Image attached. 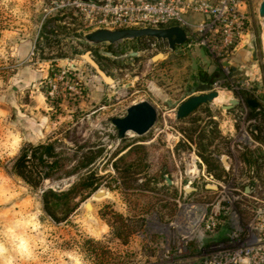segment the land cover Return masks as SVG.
Returning a JSON list of instances; mask_svg holds the SVG:
<instances>
[{
  "label": "rangeland",
  "instance_id": "obj_1",
  "mask_svg": "<svg viewBox=\"0 0 264 264\" xmlns=\"http://www.w3.org/2000/svg\"><path fill=\"white\" fill-rule=\"evenodd\" d=\"M61 1L0 0V34L7 28L19 29L17 33L22 34L29 25L30 33L36 36L25 60L10 57L7 45H0V264H157L164 255L166 240L171 244L173 230L169 224L178 205L205 197L213 201L220 190L213 188L219 180L198 161L201 162L197 142H206L198 137L201 130L214 128L220 136L212 150L204 154L214 156L229 175L222 184L229 217L233 219L238 214L239 200L245 199L249 204L264 200V145L254 141L249 131L254 126L260 130L256 129L255 136H263L264 119L249 120L251 112L244 104V93L250 92L264 108V44L255 49L251 59L254 66L245 70L248 74L229 66L235 64L238 45L224 58L203 48L182 53H172L165 44L162 48L142 49L132 41L92 47L83 39L88 32L80 19L68 8L60 9ZM257 26L255 34L262 28ZM99 52H110L118 59L103 61ZM129 52H138L139 56L123 58ZM89 60L113 82H105ZM50 65L78 67L77 74L84 82L82 98L68 102L47 100L42 88ZM18 70H25L29 81H15L13 75ZM199 70L215 72V81L209 88L217 91L220 98L210 106L209 116L198 113L194 123L187 119L176 121L168 105L183 101ZM226 98L238 101V106L227 114L218 108L227 104ZM143 101L156 108L158 117L144 143L145 175H140L144 177H138L134 184H143L145 178L155 177L157 181L150 183L143 195L128 196L119 188L110 158L124 144L140 138L129 134L118 141L108 120L123 117L128 107ZM195 126L197 129L191 134ZM52 141L57 142L58 152L68 156L104 150L89 169L101 177L98 189L59 224L43 213L42 192L66 190L86 170L74 173L73 163H68L37 188L8 171L9 162L24 145ZM243 148L263 151L253 154L261 156L260 168L241 164L238 155ZM187 187L200 193L185 191ZM204 189L213 193L206 194ZM236 190L243 193L238 194V199ZM97 192L105 193V197L95 199ZM146 203L153 206L147 210ZM170 210L173 212L168 218ZM116 215H121L122 220ZM228 229L229 225L216 237ZM198 250L199 244L190 242L182 264H193L194 260L187 257Z\"/></svg>",
  "mask_w": 264,
  "mask_h": 264
},
{
  "label": "built area",
  "instance_id": "obj_2",
  "mask_svg": "<svg viewBox=\"0 0 264 264\" xmlns=\"http://www.w3.org/2000/svg\"><path fill=\"white\" fill-rule=\"evenodd\" d=\"M241 4V0H62L59 8L72 11L88 33L179 26L187 36L182 51L203 48L224 58L239 45L248 28ZM77 71L75 65L48 66L42 88L47 100L82 98L84 82ZM222 184H214L220 190L213 201L178 205L169 224L171 244L167 239L157 264H182L193 241L199 244V250L187 257L193 264H264V200L258 202L248 221L242 222L239 214L232 219ZM235 192V197L243 195ZM227 225V232L216 237Z\"/></svg>",
  "mask_w": 264,
  "mask_h": 264
},
{
  "label": "trees",
  "instance_id": "obj_3",
  "mask_svg": "<svg viewBox=\"0 0 264 264\" xmlns=\"http://www.w3.org/2000/svg\"><path fill=\"white\" fill-rule=\"evenodd\" d=\"M132 42L138 43L142 49H146L148 47L151 49L153 47L155 49L157 47H164V44L161 42H155L154 40L147 38H139L133 40ZM98 57L103 61H108V58L100 54ZM214 81L215 77L209 72H201V70H199L197 76L192 78L194 86L188 88L185 93V97L189 95L190 90H199L203 87L209 88ZM244 99L245 102L255 101L262 107V103L255 99L250 92L244 93ZM249 110L251 112L249 120H255L256 118L264 119V115L262 113L256 112L252 109ZM199 111L203 112L205 116L210 115V107L208 105L201 106ZM196 114L197 113L191 115L187 120L191 123L196 122ZM196 129L197 126H195L190 133H194ZM256 129L259 130L258 128ZM198 135L200 139L206 140L205 144L201 143V141L197 142L196 152H199L198 154L201 158V162L205 164L208 174H211L218 180L222 178H229L226 168L221 164L219 166V163L215 160L214 156L204 154L212 150V146H215L217 139L220 136L215 133L214 128H210L208 132H203L201 130ZM255 135L256 134L252 135L254 141L258 142L260 145H264V135L261 137H256ZM188 136L190 141H193L191 138L192 136ZM147 139L148 136H145L136 140L134 143L129 142L124 144L116 153H113L110 158V160H112L110 162L111 168L118 175L119 188L123 189V193H125V195L141 196V194H144L146 187H148L150 183L157 181L155 177L150 179L145 178L143 184H140L139 186L134 184L138 182V177H144L140 175H145V171L147 169V166L145 165L147 145L144 144ZM56 144V141H52L36 145L30 143L24 145L19 150L18 155L9 162L10 167L8 168V171L20 178L27 185L37 188L40 187L45 180L52 178L56 172L62 170L68 163H73L71 171L74 173L86 170V173L74 182L68 189L63 191L47 189L42 192L41 202L43 213L45 216L50 218L53 223L59 224L65 222L71 214L78 209L80 203L98 189L101 177L97 176L96 170L89 169H91V167L96 163L97 159L102 157L104 150H98L96 152H83L80 156H78L77 153L73 156H68L58 152L56 150ZM188 152H191V150L188 149ZM239 152L238 157L241 164L245 165L247 168L253 166L255 170L261 167V163L259 162L261 156L259 155L254 157L253 154L256 152H263L262 150L258 148H243ZM121 153L123 154L120 155ZM203 192L206 194L213 193L211 190L207 189H204ZM207 198L208 197H205V199L200 198V200L196 199V201H209L210 199ZM256 205L257 204L254 201L249 204L245 199L239 200L236 203L237 213L239 214L242 222L249 220ZM144 206L147 207V210H149L153 205L146 203ZM171 212L173 211H169L167 216L168 218L172 216ZM116 217L122 220L121 215H116ZM160 218H162V216H160Z\"/></svg>",
  "mask_w": 264,
  "mask_h": 264
},
{
  "label": "water",
  "instance_id": "obj_4",
  "mask_svg": "<svg viewBox=\"0 0 264 264\" xmlns=\"http://www.w3.org/2000/svg\"><path fill=\"white\" fill-rule=\"evenodd\" d=\"M258 14L260 19H264V0L259 7ZM139 38H147L152 39L155 42H162L163 44L167 45V49L171 52L174 51L175 48L185 44L187 41V36L184 30L179 26L119 31L95 30L83 36L84 41L92 47L103 44L115 45L122 42L133 41ZM99 54L107 58L118 59L110 52H99ZM138 56V52H129L128 54L124 55L123 58H135ZM89 63L95 68L99 76L105 82H113L111 78L107 77L93 61L89 60ZM224 65L228 66L229 64L224 63ZM120 89L121 88H117V90ZM218 97L219 93L215 90H212L211 88H201L199 90L192 89L190 90L188 97L182 102L169 103L168 106L172 111H174L175 120L181 121L195 113L203 105L214 106L217 103L216 100ZM226 100L227 104L218 105V108L223 112H227L238 105L237 100H228V98H226ZM247 105L264 114V108H261L260 105L255 101H248ZM157 117L158 113L156 108L148 102L143 101L128 107L123 117L110 118L108 121L115 130L116 139L118 141H123L129 134L133 135L132 138H141L149 134L157 123ZM251 129L254 130V127H251ZM165 181L167 185L171 184V181L167 177H165ZM191 190L192 189L189 187L185 188V191ZM93 197L95 199H99L105 197V193L97 192Z\"/></svg>",
  "mask_w": 264,
  "mask_h": 264
},
{
  "label": "crops",
  "instance_id": "obj_5",
  "mask_svg": "<svg viewBox=\"0 0 264 264\" xmlns=\"http://www.w3.org/2000/svg\"><path fill=\"white\" fill-rule=\"evenodd\" d=\"M262 1L263 0H241L242 4H241L240 9L247 16L248 28H247L246 34L243 36L241 42L239 43V45L237 46V49L235 50V53H234L235 54L234 55L235 64L229 65L233 71H240V70L245 71L247 68L249 69V67L252 68V66H254L255 61H252L251 59L254 56L255 49L256 48L260 49L261 46H263L264 44V19H260L259 14H258L259 7ZM257 25L261 26L262 28L259 32L257 31L258 34L257 33L255 34V28L256 27L258 28ZM26 28L28 31L25 33H23L22 31V34L17 33V31H20L19 29H15L13 31V30H9V28L3 29L0 34V45H3V46L7 45L8 55H10V57L14 56V58H16L17 60L27 59L29 55V51H30L29 46L36 42V38H35L36 36L35 34L33 35V33H30L29 25ZM176 51H181V53L184 52L182 51L181 46L175 48V50L172 51V53H175ZM245 73L248 74L247 71H245ZM210 74L215 76L214 75L215 72L214 73L210 72ZM254 77H256V74ZM13 78L15 79V81L20 79L19 82H22V83H24L26 79H28L29 81V76L25 70H18L17 73L13 75ZM185 98H183V100ZM195 113L197 114L202 113L204 115V113L199 111V109Z\"/></svg>",
  "mask_w": 264,
  "mask_h": 264
},
{
  "label": "flooded vegetation",
  "instance_id": "obj_6",
  "mask_svg": "<svg viewBox=\"0 0 264 264\" xmlns=\"http://www.w3.org/2000/svg\"><path fill=\"white\" fill-rule=\"evenodd\" d=\"M162 43V42H161ZM163 44V43H162ZM247 102L248 101H246V102H244V104H245V106L246 107H248L249 109H252V110H255L256 112H259V111H257L256 109H254V108H251V107H249L248 105H247ZM257 103V102H256ZM238 106V105H237ZM237 106H235V107H237ZM234 107V108H235ZM261 107V106H260ZM262 108V107H261ZM233 109V108H232ZM220 110V109H219ZM221 111V110H220ZM229 111V110H228ZM226 113V112H225ZM261 113V112H260ZM229 114V113H228ZM264 115V114H263ZM251 127H254V126H250L249 127V131H250V133H252V135L253 134H255L256 133V128L254 127V130H252L251 129ZM241 149V148H240ZM199 161V163L200 164H202L203 165V163L202 162H200V160H198ZM228 179L229 178H222V179H220L219 181H220V183L222 184V183H225V182H227L228 181ZM192 191L195 193V194H197V193H199V190L198 189H192Z\"/></svg>",
  "mask_w": 264,
  "mask_h": 264
},
{
  "label": "bare ground",
  "instance_id": "obj_7",
  "mask_svg": "<svg viewBox=\"0 0 264 264\" xmlns=\"http://www.w3.org/2000/svg\"><path fill=\"white\" fill-rule=\"evenodd\" d=\"M87 56V55H86ZM85 59H87V57H85ZM107 83H110V82H107ZM220 98V97H219ZM224 98V97H223ZM192 172H194V170L192 171Z\"/></svg>",
  "mask_w": 264,
  "mask_h": 264
}]
</instances>
